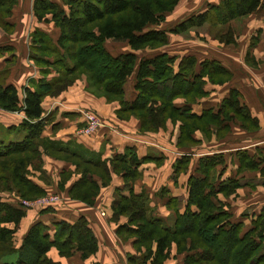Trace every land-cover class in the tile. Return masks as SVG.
Segmentation results:
<instances>
[{
    "label": "crops",
    "instance_id": "1",
    "mask_svg": "<svg viewBox=\"0 0 264 264\" xmlns=\"http://www.w3.org/2000/svg\"><path fill=\"white\" fill-rule=\"evenodd\" d=\"M33 1L17 0L6 25H0V72L4 84L17 89L20 100L24 88L33 90L39 80L57 77L48 65L52 59L45 49L58 48L60 30L51 15L36 18ZM221 1L179 0L159 26L150 28L168 31ZM51 2L67 12L63 0ZM103 47L112 57L136 56L132 75L123 85V100L128 104L137 98L136 74L142 59L167 55L175 59L173 71L177 72L180 61L191 57L196 62L195 75L204 64L217 71L214 81L207 74L202 77L203 96L194 101L177 97L172 103L175 108H188L190 127L169 118L155 130L144 129L136 116L122 113L119 100L92 91L85 76L58 94L45 96V125L40 135L45 147L39 148L42 163L26 168L27 180L42 195L23 199L14 192H0L1 202L26 213L15 227L12 248L21 247L36 223L43 224L52 238L56 223L74 224L83 218L97 241V252L83 259L73 250L63 257L51 247L46 253L48 260L55 264H141L130 261L146 251L136 235L139 222L133 223L130 213L134 212L135 218L139 214L142 221L153 218L164 227L173 226L185 211L190 178H203L200 161L214 156L220 157V162L212 168L210 183L215 194L211 200L229 214L230 223L241 226V234L263 220L264 7L226 24H205L179 35L167 33V43L154 49L133 51L127 42L112 40H106ZM234 92L247 117L234 111L226 116L221 113L223 101ZM82 112H90L102 122L89 135L81 133L85 126ZM23 119V112L0 109V140L21 141ZM183 156L185 163H181ZM46 196L56 200L40 204L38 200ZM128 203L132 208L122 212V205ZM150 246L155 250L154 241ZM168 252L162 264H184L190 254L178 252L174 243ZM15 259L11 255L4 261Z\"/></svg>",
    "mask_w": 264,
    "mask_h": 264
},
{
    "label": "trees",
    "instance_id": "2",
    "mask_svg": "<svg viewBox=\"0 0 264 264\" xmlns=\"http://www.w3.org/2000/svg\"><path fill=\"white\" fill-rule=\"evenodd\" d=\"M63 2L69 8L68 13L51 0L33 1L36 18L43 20L51 15V20L60 30L58 48L45 49L48 59H52L48 65L57 77L50 81L39 80L33 90L24 88L20 100L17 89L5 85L0 72V109L24 114L19 126L24 133L22 140L9 143L0 140V192H14L23 199L42 195L27 180L26 168L29 165L40 167L42 163L39 148L45 147L44 140L40 138L45 125L42 109L45 96L56 95L79 77L85 76L92 91L101 92L107 99L119 100L122 113L136 116L144 129L155 130L169 118L181 120L182 124L190 127L188 108H175L172 105L174 99L185 97L194 101L196 97L203 96L201 87L205 74L214 81L213 74L217 68L211 67L210 70L209 64H204L195 75L196 62L191 57L180 61L177 72L173 71L175 59L167 55L142 59L136 74L137 98L128 104L123 100V85L132 75L136 56L134 53L110 56L103 47L106 40L127 42L133 51L154 49L167 43V33L179 35L205 24H226L254 12L259 6L264 7L263 0H222L219 5L192 15L164 31L150 27L159 26L164 15L172 11L179 0ZM16 3L17 0H0V25H6L5 19L11 16ZM237 97L234 92L223 101V115L234 111L235 115L247 117ZM186 160L183 156L181 163ZM218 162L220 157L217 156L200 161L203 178H190L185 211L177 217L173 226L164 227L159 219L153 218L142 221L139 214L136 213L135 218L134 212L130 213L133 223L139 222L136 224L139 244L146 248L141 257H132L130 261L145 264L150 260V264H162L169 256L170 245L174 243L178 252L185 250L190 253L184 264H264V219L254 222L252 229L241 234V226L230 223L229 214L211 200L215 191L210 177L213 166ZM132 206L130 203L122 205V212H127ZM25 215L23 208L0 201V264H55L46 257L51 247H55L63 257L71 255L73 250L79 251L83 259L98 250L97 241L83 218L74 224L56 223L52 238L46 234L43 224L36 223L29 228L21 247L14 250L15 227ZM9 224L14 227H7ZM153 241L155 250L150 246ZM11 255L16 259L4 261Z\"/></svg>",
    "mask_w": 264,
    "mask_h": 264
},
{
    "label": "built area",
    "instance_id": "3",
    "mask_svg": "<svg viewBox=\"0 0 264 264\" xmlns=\"http://www.w3.org/2000/svg\"><path fill=\"white\" fill-rule=\"evenodd\" d=\"M82 116L85 121V126L81 131L82 134L89 135L102 125L101 121L94 114L90 112H82ZM55 200L56 198L53 196H46L39 199L38 202L44 205V204L52 203Z\"/></svg>",
    "mask_w": 264,
    "mask_h": 264
},
{
    "label": "rangeland",
    "instance_id": "4",
    "mask_svg": "<svg viewBox=\"0 0 264 264\" xmlns=\"http://www.w3.org/2000/svg\"><path fill=\"white\" fill-rule=\"evenodd\" d=\"M64 5H65V4H64ZM65 6H67V5H65ZM66 9H67V13H68V9H69V8L67 7ZM187 38H188V36H187ZM101 123H102V122H101ZM4 260H5V258H4Z\"/></svg>",
    "mask_w": 264,
    "mask_h": 264
}]
</instances>
